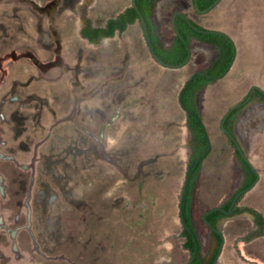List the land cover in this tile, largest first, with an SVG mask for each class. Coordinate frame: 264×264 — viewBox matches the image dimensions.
I'll return each mask as SVG.
<instances>
[{"label":"rangeland","instance_id":"1","mask_svg":"<svg viewBox=\"0 0 264 264\" xmlns=\"http://www.w3.org/2000/svg\"><path fill=\"white\" fill-rule=\"evenodd\" d=\"M130 4L0 0V264H189L180 199L190 135L178 99L212 48L192 40L189 60L168 69L152 59L139 22L98 43L80 37L85 22L103 26ZM174 12L226 33L236 51L197 94L210 150L190 216L207 264L216 242L206 213L230 203L264 217V101L253 89L264 93V0H221L205 13L192 0H154L165 48ZM231 110L230 131L258 175L232 206L242 169L222 129ZM216 225L215 264H264V236H252L248 214Z\"/></svg>","mask_w":264,"mask_h":264},{"label":"trees","instance_id":"2","mask_svg":"<svg viewBox=\"0 0 264 264\" xmlns=\"http://www.w3.org/2000/svg\"><path fill=\"white\" fill-rule=\"evenodd\" d=\"M153 1L154 0H136V6L142 15L148 39L155 55L158 57L159 60H161L165 64L177 66L186 60L187 47L176 35L174 36L171 45L168 48L163 47L159 40L157 30L152 20ZM214 1L215 0H196V3L199 10H205L209 8V6ZM135 22L140 23L138 14L131 6H128L123 11L118 13L115 17L106 20L103 26H92L89 22H85L79 31V35L88 43H98L101 40L113 38L115 35L122 34L130 25L134 24ZM190 22L192 26L196 29L204 31L203 28L199 27L194 22ZM175 23L181 38L185 40L189 45L190 41L193 40L202 44L209 45L215 49V57L204 71L209 76H220L228 67L233 56L234 48L231 42L225 36L219 34H203L194 31L188 25L185 19H183L181 16H176ZM211 82L212 80L209 77L204 75H198L190 82V84L187 86L186 90L182 95V102L185 107L188 108L197 117H200L197 105V94ZM254 96L264 101V93L255 90ZM236 112V110L229 111V113L224 117L222 122V128L225 132L224 134H226L229 143L233 147L235 157L242 169V183L237 189V191L232 195V199L237 193H240L250 187L257 178L255 170L252 168L247 159L243 156V153L239 145L237 144V141L230 132V120ZM185 122L190 135V164L191 162L202 157L206 153L208 141L205 137L203 124H201L196 118H194L190 114H186ZM202 162L203 160L194 164L190 169V172L188 173V184L186 187L181 210V216L184 223L194 234L195 231L191 221L190 210L192 195L202 167ZM229 208L230 203L224 209L215 210L205 217L206 222L211 227V235L214 237L216 242L213 253L207 264H212L219 251V246L222 242V237L217 229L216 224L220 219L225 217L224 212L228 211ZM241 214H248L251 217L252 222L255 226V231L253 232L252 236H264V217L261 213L252 208L243 207L234 208L230 210L229 216ZM181 235L184 238L183 246L189 251L191 255L194 250L193 238L184 228H182ZM199 250L200 247L197 241L196 255L192 260L191 264H201L199 261Z\"/></svg>","mask_w":264,"mask_h":264},{"label":"water","instance_id":"3","mask_svg":"<svg viewBox=\"0 0 264 264\" xmlns=\"http://www.w3.org/2000/svg\"><path fill=\"white\" fill-rule=\"evenodd\" d=\"M220 1H221V0H215V1L209 6V8H207V9H205V10H199V8H198V6H197V3H196V0H193V6H194V9H195V11H196L197 13H205V12H207L208 10L212 9L213 7H215ZM130 6H131V7L136 11V13L138 14L139 21H140V23H141V27H142V30H143L144 38H145V40H146V43H147V46H148V49H149V53H150L152 59L154 60L155 63H157L158 65H160V66H162V67H164V68H168V69H176V68H179V67L183 66V65L189 60L190 55H191L190 45H189L185 40H183V39L181 38V36H180V34H179V32H178V30H177V28H176V23H175V18H176V16H181L183 19H185V21L188 23V25H189L194 31H196V32H198V33H203V34H219V35L225 36V37L231 42V44L233 45V48H234V44H233L232 40H231L227 35H225L224 33L220 32V31H211V30H204V31H201V30H199V29H196L195 27L192 26L190 20H189L187 17H185L182 13H180V12H174V13L172 14V27H173V30H174L175 35H176L177 37H179V38L181 39V41H182V42L185 44V46L187 47V58H186V60H185L183 63H181V64H179V65H177V66L170 65V64H165L164 62H162L161 60L158 59V57L155 55V53H154V51H153V48H152V46H151V44H150V41H149V39H148V36H147L146 27H145V24H144V21H143L142 15H141V13L139 12V10H138V8H137V6H136V0H131V4H130ZM234 56H235V50H234V52H233V56H232V59H231L229 65H228V67L226 68V70H225L220 76H216V77H215V76H209V75H207V74L205 73V71H197V72L193 73V74L190 76V78H189V79L186 81V83L183 85V87H182V89H181V91H180V94H179V99H178V100H179V105H180V107L182 108V110L184 111L185 114H190L191 116H193L194 118H196V119L202 124V121H201L200 117H197L194 113H192L188 108L185 107V105H184L183 102H182V95H183L184 91L186 90L187 86L190 84V82H191L196 76H198V75H204V76H207V77H209L211 80H216V79H219V78L223 77V76L227 73V71L229 70V68H230V66H231V64H232V62H233V60H234ZM253 89L256 90L255 88H253ZM253 89H252V91H253ZM252 91L249 93V95H248V97L246 98V100H245L243 103L237 105L236 107H239V106H241L242 104H244V103L250 98V96H251V94H252ZM236 107H235V108H236ZM204 132H205V137H206V139H207V141H208V136H207V134H206L205 128H204ZM209 150H210V144H209V141H208V147H207V151H206V153H205L202 157H200V158L194 160L193 162H191V163L188 165L187 170H186V176H185V181H184V187H183V191H182V195H181V199H180V221H181V225H182V228H184V229H186V230L188 231V233L192 236L193 241H194V250H193V252H192V254H191V258H190L189 264H191L192 260L194 259L195 255H196V250H197V237H196V235H195V234H194V233H193V232L187 227V225L184 223V221H183V219H182V216H181L182 202H183V199H184V196H185L186 187H187V184H188V173L190 172V169L192 168V166H193L194 164H196L197 162L203 160V159L206 157V155L209 153ZM256 174H257V173H256ZM257 180H258V175H257L256 180L253 182V184H252L250 187H248L247 189H245L244 191H242V192H240V193H237V194L234 196L233 201H232V203H231V206H232V204L234 203V201L236 200V198H237L240 194H242V193H244L245 191L251 189V188L253 187V185L257 182ZM230 208H231V207H230ZM230 208H229L228 211L224 212V214H225L226 216H229V215H230ZM215 210H221V209H220V208H214V209L210 210L208 213H206V214H205V217H206L208 214H210V213H212L213 211H215ZM205 217H204V220H205ZM205 221H206V220H205ZM206 223H207V222H206ZM208 225H209V224H208ZM209 227H210V225H209ZM210 229H211V227H210ZM221 246H222V242H221V244H220V246H219V251H218V253H217L215 259L213 260L212 264H215V261H216V259H217V257H218V254H219V252H220Z\"/></svg>","mask_w":264,"mask_h":264},{"label":"crops","instance_id":"4","mask_svg":"<svg viewBox=\"0 0 264 264\" xmlns=\"http://www.w3.org/2000/svg\"><path fill=\"white\" fill-rule=\"evenodd\" d=\"M189 19V18H188ZM190 21H192L191 19H189ZM193 22V21H192ZM133 25V24H132ZM220 32H222V31H220ZM222 33H224V32H222ZM225 35H227L226 33H224ZM228 36V35H227ZM229 37V36H228ZM230 38V37H229ZM231 39V38H230ZM232 40V39H231ZM232 42H233V40H232ZM200 44H202V43H200ZM233 44H234V42H233ZM203 45H206V44H203ZM209 46V45H208ZM211 47V46H210ZM212 48V47H211ZM234 50H235V44H234ZM215 54H216V52H215V49L214 48H212V55H213V58L215 57ZM235 57H236V51H235V56H234V60H235ZM213 60V59H212ZM211 60V61H212ZM234 60H233V62H234ZM233 62H232V64H233ZM232 64H231V66H232ZM231 66H230V68H231ZM229 68V69H230ZM228 72V71H227ZM213 81V80H212ZM209 85V84H208ZM207 87V86H206ZM205 87V88H206ZM204 88V89H205ZM256 90H258V89H256ZM202 91V90H201ZM258 91H260V90H258ZM261 92V91H260ZM199 110V109H198ZM199 116H200V113H199ZM200 119H201V116H200ZM203 124V123H202ZM209 141V140H208Z\"/></svg>","mask_w":264,"mask_h":264},{"label":"flooded vegetation","instance_id":"5","mask_svg":"<svg viewBox=\"0 0 264 264\" xmlns=\"http://www.w3.org/2000/svg\"><path fill=\"white\" fill-rule=\"evenodd\" d=\"M223 129V128H222ZM223 131H224V129H223ZM231 132V131H230ZM225 133V132H224ZM232 134V133H231ZM226 135V134H225ZM233 135V134H232ZM227 137V136H226ZM234 137V136H233ZM235 138V137H234ZM236 140V139H235Z\"/></svg>","mask_w":264,"mask_h":264}]
</instances>
